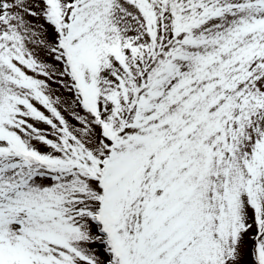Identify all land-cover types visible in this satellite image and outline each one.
Here are the masks:
<instances>
[{
	"label": "snow or ice",
	"instance_id": "6c2138e0",
	"mask_svg": "<svg viewBox=\"0 0 264 264\" xmlns=\"http://www.w3.org/2000/svg\"><path fill=\"white\" fill-rule=\"evenodd\" d=\"M0 264H264V0H0Z\"/></svg>",
	"mask_w": 264,
	"mask_h": 264
}]
</instances>
